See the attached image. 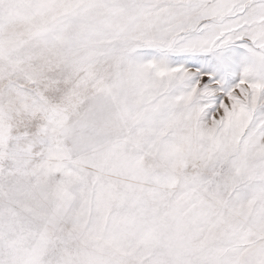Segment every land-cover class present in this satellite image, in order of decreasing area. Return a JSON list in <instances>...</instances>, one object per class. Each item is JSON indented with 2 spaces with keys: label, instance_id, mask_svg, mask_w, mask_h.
Segmentation results:
<instances>
[{
  "label": "snow or ice",
  "instance_id": "6c2138e0",
  "mask_svg": "<svg viewBox=\"0 0 264 264\" xmlns=\"http://www.w3.org/2000/svg\"><path fill=\"white\" fill-rule=\"evenodd\" d=\"M0 264H264V0H0Z\"/></svg>",
  "mask_w": 264,
  "mask_h": 264
}]
</instances>
